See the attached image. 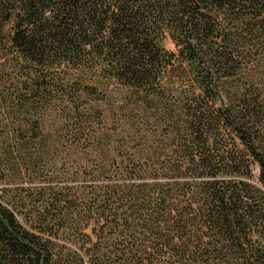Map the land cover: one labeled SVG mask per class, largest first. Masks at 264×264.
Listing matches in <instances>:
<instances>
[{"label":"trees","instance_id":"16d2710c","mask_svg":"<svg viewBox=\"0 0 264 264\" xmlns=\"http://www.w3.org/2000/svg\"><path fill=\"white\" fill-rule=\"evenodd\" d=\"M8 26L0 264H264V0H0Z\"/></svg>","mask_w":264,"mask_h":264},{"label":"rangeland","instance_id":"374dc122","mask_svg":"<svg viewBox=\"0 0 264 264\" xmlns=\"http://www.w3.org/2000/svg\"><path fill=\"white\" fill-rule=\"evenodd\" d=\"M11 26H8L4 31L5 39L3 40V44L0 45L2 54L6 55L11 52V43L9 42V34H10ZM166 46L170 49H174L175 46L171 40H166Z\"/></svg>","mask_w":264,"mask_h":264}]
</instances>
